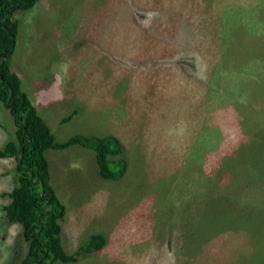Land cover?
Returning a JSON list of instances; mask_svg holds the SVG:
<instances>
[{
    "label": "rangeland",
    "instance_id": "obj_1",
    "mask_svg": "<svg viewBox=\"0 0 264 264\" xmlns=\"http://www.w3.org/2000/svg\"><path fill=\"white\" fill-rule=\"evenodd\" d=\"M148 1L39 0L13 14L10 66L55 140L114 135L128 162L121 179L102 180L91 151H46L64 250L100 233L104 248L73 264H264V0H164L166 21ZM165 23L178 27L176 51ZM14 131L0 104V146ZM14 167L0 160V195ZM19 233L0 217V264Z\"/></svg>",
    "mask_w": 264,
    "mask_h": 264
},
{
    "label": "trees",
    "instance_id": "obj_2",
    "mask_svg": "<svg viewBox=\"0 0 264 264\" xmlns=\"http://www.w3.org/2000/svg\"><path fill=\"white\" fill-rule=\"evenodd\" d=\"M38 1L0 0V104L9 111L15 125V131L9 132V139L0 146V160L15 161L13 188L10 192L0 195V198L9 199V202L1 207L0 217L3 223L16 224L20 228L19 235L13 240L15 247L10 251V264H73L80 259L82 251L93 253L104 248L105 237L103 234L93 233L87 236L73 253L68 254L64 250L61 222L66 215V207L49 183L46 151H63L72 146L91 151L94 154L97 174L102 180L121 179L127 172L128 162L124 157L123 143L114 135H74L65 141L57 142L36 107L21 91L20 80L10 66L18 35V22L13 19V14L17 10L26 11L33 8ZM155 1L149 0L147 5L152 6ZM163 3L164 0H160L155 9L157 13L163 14L162 20L166 21L168 6ZM204 5H200L201 11ZM150 6L145 7L151 9ZM126 10L128 21H132L129 28L133 31V24L139 25L140 22L132 10L131 14L127 8ZM121 15V11L114 8L109 19L113 21ZM237 20H226L222 25V34L235 32ZM161 30L171 31L161 35L162 39L173 44L171 50L176 51L178 36L175 31H178V27L165 23L162 24ZM135 38L137 36L131 37L128 43L137 47L138 43L132 41ZM180 41L182 46L184 40L180 38ZM164 57L165 55H161V58ZM69 118H65L63 122ZM257 133L261 138L260 143H264V118L260 121ZM198 142L199 139L195 144L198 145ZM255 167L264 169L263 151L256 154Z\"/></svg>",
    "mask_w": 264,
    "mask_h": 264
}]
</instances>
